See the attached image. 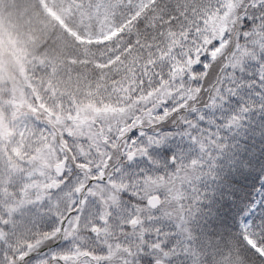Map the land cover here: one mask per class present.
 <instances>
[{"label": "snow or ice", "instance_id": "6c2138e0", "mask_svg": "<svg viewBox=\"0 0 264 264\" xmlns=\"http://www.w3.org/2000/svg\"><path fill=\"white\" fill-rule=\"evenodd\" d=\"M111 6L135 106L106 140L3 156L0 264H264V0Z\"/></svg>", "mask_w": 264, "mask_h": 264}, {"label": "trees", "instance_id": "16d2710c", "mask_svg": "<svg viewBox=\"0 0 264 264\" xmlns=\"http://www.w3.org/2000/svg\"><path fill=\"white\" fill-rule=\"evenodd\" d=\"M77 1L91 10L101 2L115 3V0ZM118 47L104 42H78L44 13L39 0H0V113L7 110L3 105L8 96H13L11 80L17 79L24 85V93L33 99L34 107L41 105L35 91L40 89L48 98L53 91V98L46 101L54 100L69 109L91 110L103 115V119L105 108L96 111L102 106H115L116 110L134 107L125 100L136 85L135 68H130L123 77L112 73L113 77L104 78L106 70L102 64L114 58L111 53ZM120 71L116 68L114 72ZM252 135L249 128L237 139L244 144L252 140ZM255 189L249 185V199Z\"/></svg>", "mask_w": 264, "mask_h": 264}, {"label": "rangeland", "instance_id": "374dc122", "mask_svg": "<svg viewBox=\"0 0 264 264\" xmlns=\"http://www.w3.org/2000/svg\"><path fill=\"white\" fill-rule=\"evenodd\" d=\"M39 1L48 16L82 42L110 41L116 37L119 31L115 27L118 13L111 6L114 3L101 2L95 5V10H91L75 0ZM121 59L116 56L103 66L109 69L112 61H115V67L122 66L118 63ZM98 63L96 62V64ZM11 84L13 96H8V101L3 105V107L7 106V110L0 113V160L6 154L15 161V157L11 155L12 152H15L16 156L28 161L30 155L38 149L42 142L48 154L54 159L61 151L70 146V141L64 138L65 133L76 140H80L82 137H87L89 140L97 138L106 140L108 138L107 131L114 129L119 123L118 121H121V117L128 112L127 109L132 108L121 107L116 110L115 106H108V108L102 106L96 111H102L101 109L105 108V118L103 119V115H96L91 110L69 109L68 106L58 104L54 100L46 101V99L53 98V91L48 98L42 93V89L39 92L35 90L37 101L41 105L34 107L31 104L33 99H30V95L26 91L24 93V85L18 79L17 81L11 80ZM25 86L28 87L27 84ZM87 103L89 102L87 101ZM86 108L91 107L87 104ZM29 111L41 114L40 119L47 121L51 125V129L47 127L38 129L31 120H25L22 113ZM5 115L9 116V119H6ZM58 136L60 137L59 144L56 142ZM18 148L23 151H17ZM259 188L260 186L257 189ZM257 189L254 198L260 195Z\"/></svg>", "mask_w": 264, "mask_h": 264}]
</instances>
